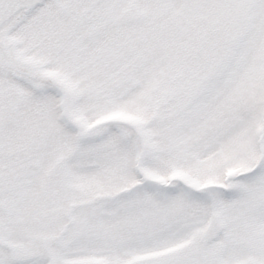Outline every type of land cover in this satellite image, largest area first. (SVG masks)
I'll list each match as a JSON object with an SVG mask.
<instances>
[{"label": "snow or ice", "instance_id": "obj_1", "mask_svg": "<svg viewBox=\"0 0 264 264\" xmlns=\"http://www.w3.org/2000/svg\"><path fill=\"white\" fill-rule=\"evenodd\" d=\"M0 264H264V0H0Z\"/></svg>", "mask_w": 264, "mask_h": 264}]
</instances>
